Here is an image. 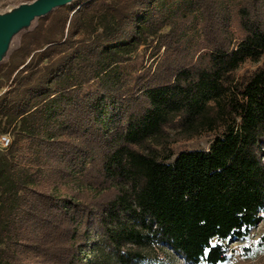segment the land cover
Instances as JSON below:
<instances>
[{
	"label": "trees",
	"instance_id": "1",
	"mask_svg": "<svg viewBox=\"0 0 264 264\" xmlns=\"http://www.w3.org/2000/svg\"><path fill=\"white\" fill-rule=\"evenodd\" d=\"M21 33L0 62V264H226L264 220V61L240 71L264 58V0H73Z\"/></svg>",
	"mask_w": 264,
	"mask_h": 264
},
{
	"label": "rangeland",
	"instance_id": "2",
	"mask_svg": "<svg viewBox=\"0 0 264 264\" xmlns=\"http://www.w3.org/2000/svg\"><path fill=\"white\" fill-rule=\"evenodd\" d=\"M34 0H0V15L10 14L11 12L17 10L20 6L24 4L31 3ZM36 22H33L30 27H33ZM21 34H16L10 44L8 52L2 57V61L8 59L9 54L12 50L19 46ZM1 61V62H2ZM149 58V50L145 47H142L138 53L130 60L128 63L124 64L125 72L129 75H138L143 72V70L150 63ZM264 61V58L258 63L249 62L243 68H241V72H245L248 70H253L259 65H261ZM90 87L86 89L88 91ZM2 132L0 131V134ZM9 134V133H7ZM11 136V135H10ZM212 143L211 137L201 136L196 137L190 141H184L181 144L176 143V148L181 147H192V148H209ZM264 161V156L262 158ZM264 239V220L259 224L255 225L251 229V234L245 240L239 241H231L229 242L230 253H229V261L226 264H264V245L259 247V243ZM247 244L256 249L252 254L247 255L244 250L241 249V245ZM155 256L161 257V259L155 264H186L181 257L175 255L169 249H161L154 248L152 250ZM92 258V257H89ZM108 264H113L110 260Z\"/></svg>",
	"mask_w": 264,
	"mask_h": 264
},
{
	"label": "water",
	"instance_id": "3",
	"mask_svg": "<svg viewBox=\"0 0 264 264\" xmlns=\"http://www.w3.org/2000/svg\"><path fill=\"white\" fill-rule=\"evenodd\" d=\"M73 0H34L20 6L10 14L0 15V62L8 52L13 37L29 30L31 24L53 9L69 4ZM35 25V24H34Z\"/></svg>",
	"mask_w": 264,
	"mask_h": 264
},
{
	"label": "built area",
	"instance_id": "4",
	"mask_svg": "<svg viewBox=\"0 0 264 264\" xmlns=\"http://www.w3.org/2000/svg\"><path fill=\"white\" fill-rule=\"evenodd\" d=\"M11 144V136L7 133L0 134V148H7Z\"/></svg>",
	"mask_w": 264,
	"mask_h": 264
}]
</instances>
